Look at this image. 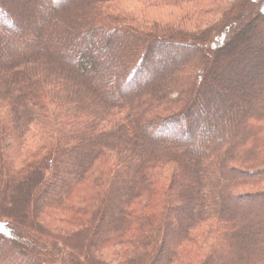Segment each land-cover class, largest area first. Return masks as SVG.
Wrapping results in <instances>:
<instances>
[{
	"label": "trees",
	"instance_id": "obj_1",
	"mask_svg": "<svg viewBox=\"0 0 264 264\" xmlns=\"http://www.w3.org/2000/svg\"><path fill=\"white\" fill-rule=\"evenodd\" d=\"M58 1L0 0V264H264L262 0Z\"/></svg>",
	"mask_w": 264,
	"mask_h": 264
},
{
	"label": "rangeland",
	"instance_id": "obj_2",
	"mask_svg": "<svg viewBox=\"0 0 264 264\" xmlns=\"http://www.w3.org/2000/svg\"><path fill=\"white\" fill-rule=\"evenodd\" d=\"M65 0H59L58 2H64ZM258 4V5H257ZM246 8H248V9H246ZM262 8H264V0H262L261 2H258V3H256V4H251V5H249V6H247V7H245V8H243L242 9V12H240V14L241 13H244V12H246V10H250V11H255V10H257V12H259L260 14L263 12V9ZM192 9V10H191ZM190 9V12L191 13H194L195 14V17H196V20H198L199 22H203L202 20H204V21H209L210 20V18L212 17V16H209V15H207L204 11H202V10H199V9H194L193 7ZM262 11V12H261ZM218 18V17H217ZM253 19L254 17H253V15H247V16H245L243 19H242V21H244L245 22V20L247 21V20H249V19ZM206 19V20H205ZM212 20V19H211ZM214 21V20H213ZM213 21H211V22H213ZM256 21H257V19H256ZM256 21H254V22H256ZM254 24V23H253ZM261 25H258V27H260ZM191 27H193L192 25H191ZM262 27V26H261ZM194 28V27H193ZM251 28L252 27H247L245 30H243V31H240L238 34H235L236 36H234V37H236V39L231 43V44H229L230 46H231V48H232V51H235V50H238V48L240 47V46H243V42H245L244 40H245V38L247 37L246 35H247V33L249 32V31H251ZM263 28V27H262ZM261 29V28H260ZM239 31V30H238ZM264 47V44L262 43V41H254L252 44H250V53H251V57H252V60H257L258 61V57H260V59H261V54L259 53V50L261 49V48H263ZM154 53L156 54V52L154 51ZM156 58H158V57H156ZM156 58H154L153 60L155 61L156 60ZM167 63V64H166ZM164 62V64H166L165 65V67H168V66H170V64H168V62ZM254 64H255V66H258L259 65V62H254ZM211 67V69H213V67L211 66V65H209V68ZM208 77H210V81H212L211 83H212V85H213V87H214V89L216 88V90H217V92H219V93H221V91H223V92H226V93H229V92H231V93H236L237 91L236 90H232L231 89V85H234V83H230V84H227L226 82L225 83H223V84H220V82H219V84H216V82H215V80H214V78H215V76H217V73L214 71V70H212V71H208ZM216 86V87H215ZM122 87V86H121ZM125 87V86H124ZM124 87H122V88H124ZM234 95V94H233ZM234 98L236 97L235 95L233 96ZM203 99V98H202ZM236 99V98H235ZM194 129V128H193ZM191 130V134H195L196 133V129H194V130ZM172 131H174V130H170L169 128H167V129H163V130H161V131H153V134L154 135H156V136H159L160 138H163V139H169V140H172L173 142H183V143H185V144H188L189 142H188V138H186V137H184V136H182L180 133H176V134H173V133H175V132H172ZM176 136H178V137H176ZM244 205V204H243ZM263 205V204H262ZM264 206V205H263ZM260 207H258V209H259ZM256 209V208H255ZM255 209H253V210H255ZM251 213H253V214H255L251 209L249 210ZM179 224H181V220L179 219ZM168 248H170V244H167L166 245V247H165V249H168ZM225 263V260L224 259H221V260H219V261H217L216 262V264H224Z\"/></svg>",
	"mask_w": 264,
	"mask_h": 264
},
{
	"label": "bare ground",
	"instance_id": "obj_3",
	"mask_svg": "<svg viewBox=\"0 0 264 264\" xmlns=\"http://www.w3.org/2000/svg\"><path fill=\"white\" fill-rule=\"evenodd\" d=\"M251 35V32L249 33V36ZM251 37V36H250ZM250 40V39H249Z\"/></svg>",
	"mask_w": 264,
	"mask_h": 264
}]
</instances>
